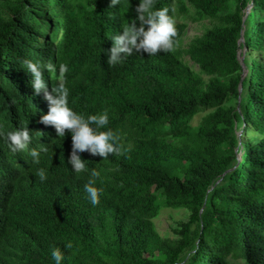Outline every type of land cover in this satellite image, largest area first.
Returning <instances> with one entry per match:
<instances>
[{
	"label": "trees",
	"instance_id": "obj_1",
	"mask_svg": "<svg viewBox=\"0 0 264 264\" xmlns=\"http://www.w3.org/2000/svg\"><path fill=\"white\" fill-rule=\"evenodd\" d=\"M109 3L0 0V264H55L54 248L62 264H264V0H157L175 21L174 50L116 65L107 50L139 0ZM187 20L210 25L184 44ZM29 61L56 66L45 82H64L74 111L107 110L101 130L120 153L81 152L86 170H72L71 135L41 123L48 104ZM25 127L39 164L9 149L6 133ZM93 170L97 205L85 192ZM165 208L187 211L172 237L153 222ZM11 235L16 257L4 254Z\"/></svg>",
	"mask_w": 264,
	"mask_h": 264
},
{
	"label": "clouds",
	"instance_id": "obj_2",
	"mask_svg": "<svg viewBox=\"0 0 264 264\" xmlns=\"http://www.w3.org/2000/svg\"><path fill=\"white\" fill-rule=\"evenodd\" d=\"M156 3L157 0H139L135 8V18L124 27L121 33L112 37L113 46L107 50L109 64L116 65L133 53H147L149 56H153L174 50L178 36L175 21L169 15L167 7L156 8ZM118 4H120V0H110L109 6L115 7ZM26 64L28 72L31 73V88L34 95H42L48 104L47 113L40 117L41 123L54 127L58 137L64 138L66 131L71 135V153L67 163L73 171L80 173L86 170V164L80 156L81 152L87 151L91 155H98L103 159H107L110 154L120 153L118 137L114 132L110 128L105 131L101 130L107 128L109 124L107 110L89 115L74 111L68 104L69 89L65 83L60 82L49 91L45 82V71L56 72L55 65L51 63L42 65L31 61ZM58 71L63 78V75L68 71V66L61 64ZM6 139L13 154L27 151L33 158V162L39 164L40 152L35 148H29L32 137L27 127L7 132ZM36 174L41 181L47 178L46 170L43 168L38 169ZM99 175L98 171L93 170L91 172L93 179H90L85 185V192L92 205H97L100 202L102 190L93 186L96 182L95 178ZM34 192L38 191L32 190L28 194ZM10 194L14 195L12 192ZM8 196L10 195H7V199ZM29 227L32 228L30 225ZM66 247L71 248L72 245L68 244ZM5 248V255L16 257L21 254L15 235H11L6 240ZM51 255L55 264H62L64 256L58 248H54Z\"/></svg>",
	"mask_w": 264,
	"mask_h": 264
},
{
	"label": "rangeland",
	"instance_id": "obj_3",
	"mask_svg": "<svg viewBox=\"0 0 264 264\" xmlns=\"http://www.w3.org/2000/svg\"><path fill=\"white\" fill-rule=\"evenodd\" d=\"M186 23L188 29L183 40L184 44H187L194 37L199 36L204 31V28L210 25V22L207 20H203L198 23H193L192 21L187 20ZM193 70L196 71L197 68L193 67ZM202 116L203 114L194 117L191 124L193 126H196L199 123ZM186 216H187V211L185 210L178 211V210H171L165 208L159 213L158 217L153 222L157 231L160 233L161 236L172 237L171 227L175 225L177 222L181 220H185Z\"/></svg>",
	"mask_w": 264,
	"mask_h": 264
},
{
	"label": "water",
	"instance_id": "obj_4",
	"mask_svg": "<svg viewBox=\"0 0 264 264\" xmlns=\"http://www.w3.org/2000/svg\"><path fill=\"white\" fill-rule=\"evenodd\" d=\"M248 10H249V8H247L246 13H248ZM239 41H240V42L243 41L242 37L240 38ZM238 59H239V61H240L241 67H242V71H243V73H242V75H241V79H243L244 76L246 75V70L244 69V66H243V64H242V57L240 56V53H238ZM240 84H241V83H240ZM240 90H241V88H240V85H239V93H240ZM238 159H239V157H238Z\"/></svg>",
	"mask_w": 264,
	"mask_h": 264
}]
</instances>
